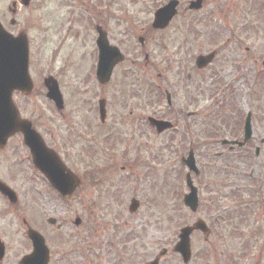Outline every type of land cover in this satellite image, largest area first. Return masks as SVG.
I'll use <instances>...</instances> for the list:
<instances>
[{
	"label": "rangeland",
	"instance_id": "1",
	"mask_svg": "<svg viewBox=\"0 0 264 264\" xmlns=\"http://www.w3.org/2000/svg\"><path fill=\"white\" fill-rule=\"evenodd\" d=\"M72 1L34 0L15 16L13 30L28 33L34 90L29 95L16 91L14 100L82 185L71 199H61L32 166L21 134L0 149V178L19 197L12 204L0 194V236L9 238L12 260L31 251L26 218L46 235L53 261L58 262L62 251L69 257L59 260L64 264H143L163 248L168 253L161 264H264V189L261 194L253 191L259 178L264 187V0H206L201 12L183 8L165 31L154 29L152 21L155 10L168 0H84L82 5L74 0L77 18H72ZM11 3L0 0V19L7 29ZM183 3L188 7L186 0ZM99 8L108 11L104 19L94 14ZM186 18L201 20L197 32H180ZM97 23L128 56L104 86L92 85L99 55ZM140 36L145 37L144 47ZM214 49L217 58L198 70L195 57ZM191 68L193 80L188 82ZM49 75L62 87L67 105L63 111L47 97L43 78ZM164 89L176 90L178 111L165 110ZM100 94L110 103L104 123L98 115ZM153 111L176 120L178 127L157 134L147 120L138 119ZM248 111L253 113L251 146L254 151L262 138V155L242 160L227 153L220 140L238 133ZM194 143L204 172L202 179L192 175L200 187L196 212L183 202L189 189L182 157ZM222 150L226 153L216 157ZM91 169L96 185H90L85 174ZM233 187H240L255 204L236 209L239 199ZM132 197L141 202L135 213L128 210ZM77 213L81 226L74 224ZM216 215L225 216L223 224L212 222ZM49 217L57 223L49 224ZM199 218L217 227L219 239L205 242L193 235V258L184 263L174 246L181 227Z\"/></svg>",
	"mask_w": 264,
	"mask_h": 264
},
{
	"label": "water",
	"instance_id": "2",
	"mask_svg": "<svg viewBox=\"0 0 264 264\" xmlns=\"http://www.w3.org/2000/svg\"><path fill=\"white\" fill-rule=\"evenodd\" d=\"M28 4L29 0H25ZM201 4L200 0L194 3L196 7ZM176 12V2L161 8L156 15L155 27H165ZM100 48V58L98 65V78L101 82H107L112 74L114 66L121 61L124 56L116 47L110 46L108 40L101 32L98 39ZM215 57V53L209 55H200L197 58V64L200 68L207 66ZM29 48L26 34L14 37L12 34L4 30L0 23V147L7 143L8 138L17 131H22L25 142L30 147L33 161L35 165L48 177L51 183L64 195L69 196L78 185L76 176L68 171L62 164L58 156L50 150L44 143L40 134L33 128L32 123L27 119L19 116L12 94L18 89L28 94L32 90V81L28 71ZM49 88L48 97L55 100L59 107H63L62 95L59 91L58 83L49 78L46 80ZM102 119L106 116L105 101H101ZM157 126L159 132L172 127V123L163 120L151 119ZM251 136L250 116L246 122V138ZM185 164L190 171L199 169L196 165L194 151L191 149L187 158H184ZM187 183L190 187V193L185 196V203L196 211L198 208V190L193 185L191 173L187 174ZM0 189L4 194L8 195L12 201H16V194L6 184L0 183ZM139 202L133 200L131 211L137 209ZM55 222V219H50ZM195 229L207 230L206 223L198 221L192 226H186L181 229L179 242L175 246V250L180 252L185 262L191 258V234ZM29 236L33 240L34 251L26 256L22 264H47L48 247L45 244V238L37 231L29 229ZM163 250L160 256L166 254ZM160 256L148 264H159Z\"/></svg>",
	"mask_w": 264,
	"mask_h": 264
},
{
	"label": "flooded vegetation",
	"instance_id": "3",
	"mask_svg": "<svg viewBox=\"0 0 264 264\" xmlns=\"http://www.w3.org/2000/svg\"><path fill=\"white\" fill-rule=\"evenodd\" d=\"M140 41H141V45L144 47L145 42H146L145 37H141ZM150 67H153V65L150 64ZM190 87L191 86H189V88ZM198 88H199V85L197 87H195V84H194L193 89L195 90V92L198 90ZM174 91H175L174 89L171 90V92H170L171 97H172ZM190 93H192V92L190 91ZM194 99L197 100L196 93L194 95ZM168 105L169 106H166L167 111L171 112L175 109L171 106L172 104H168ZM132 113H133V111H132ZM142 116L143 115H141V118H142ZM138 119H139V116H138ZM239 128H241V127H239ZM233 139L242 140V138L239 137V135H237ZM251 140L248 143H246L244 146H239L238 144L228 143L227 144L228 145L227 153L236 154L235 156L237 157V159L239 158L242 160H244L247 157V155H251V154H254L255 156H258V155L261 156L262 155V139L260 140L259 143H257V145L254 146L255 147L254 151H253V148H252L251 143H250ZM258 147H259V153L257 154L256 150ZM219 153L220 154H218L217 156H222L224 153H226V151L222 150ZM238 189H239V187H238ZM235 207H236V209H238V208H241L242 205L236 204ZM211 233H212V235L208 239L205 236H202L201 233H196V235L200 236L202 239H204L207 242L212 241L213 239L214 240L219 239L218 238L219 236L216 235V234H218L217 228H214ZM0 242H2V244L0 245V264H20V256L15 258L14 260H12L10 243L4 237H0Z\"/></svg>",
	"mask_w": 264,
	"mask_h": 264
}]
</instances>
